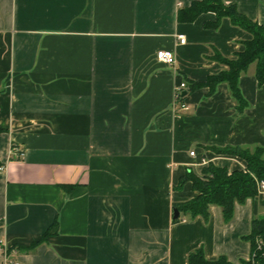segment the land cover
<instances>
[{
  "label": "crops",
  "instance_id": "1",
  "mask_svg": "<svg viewBox=\"0 0 264 264\" xmlns=\"http://www.w3.org/2000/svg\"><path fill=\"white\" fill-rule=\"evenodd\" d=\"M194 1L0 0V260L4 245L19 264H187L199 247L249 258L255 207L174 220V203L196 193L176 189L188 169L245 168L214 147L264 148L256 63L239 80L241 113L227 82L188 92L226 68L217 52L234 57L252 37L228 17L207 26L213 11L180 21ZM223 1L264 25V0Z\"/></svg>",
  "mask_w": 264,
  "mask_h": 264
},
{
  "label": "trees",
  "instance_id": "2",
  "mask_svg": "<svg viewBox=\"0 0 264 264\" xmlns=\"http://www.w3.org/2000/svg\"><path fill=\"white\" fill-rule=\"evenodd\" d=\"M207 11L216 13V20L207 23V26L217 27L223 18L228 17L234 24L249 31L252 37L244 42V48L237 52L234 57L228 58L217 52L214 58L226 65V68L210 75L206 81H191L188 92L202 86H208L211 93L218 84L227 82L237 101L238 112L241 113L248 107L249 103L241 91L239 80L252 63H256V76L259 84H264V25L240 12L235 4H226L223 0H196L190 6L179 11V19L180 21H192L199 14ZM186 96L185 93L182 100ZM214 149L220 154L241 157L246 162L245 168L229 170L227 167L217 166L210 162L203 167L201 174L188 169L180 177L176 189H181L187 182H191L196 193L189 199L175 202L174 208H177L181 214H187L191 217L202 216L209 219L211 206L218 205L222 208L224 220L228 222L234 216L236 204H245L248 199L258 196L256 179H264V148L257 146L251 150L240 146H226L214 147ZM174 220L178 221L180 218ZM263 233L264 217L253 218L251 232L243 237L251 243V251L255 238ZM50 234L51 230L48 229L38 240L24 248L27 250L34 249L45 242ZM187 264H264V258L259 256L255 263L249 259H241L239 263H234L226 255L209 259L206 257L203 248L199 247L189 253Z\"/></svg>",
  "mask_w": 264,
  "mask_h": 264
},
{
  "label": "built area",
  "instance_id": "3",
  "mask_svg": "<svg viewBox=\"0 0 264 264\" xmlns=\"http://www.w3.org/2000/svg\"><path fill=\"white\" fill-rule=\"evenodd\" d=\"M178 39L180 40L181 43L186 42V37L183 34L178 35ZM156 58L158 61L163 62L165 64L169 65H174L175 64V55L172 50L169 49H160L156 53ZM187 84L186 82H181L177 87H176V93H175V98L176 101L180 104V107L185 108L186 105L184 103V99L182 100L184 96V90L186 89ZM12 151L16 153L17 155H22V153L19 151L18 148L13 147ZM192 156L196 155V152L192 150L191 152ZM202 162L205 163L206 160L202 159ZM257 185H258V196L264 201V179H256ZM0 244H3V242L0 240ZM263 257L264 258V233L258 235L254 243L252 245V251L249 256V260H252L253 263H255V260L258 257ZM0 264H19L18 261L15 260V258L11 255V251H9L8 247L4 245V253L1 257Z\"/></svg>",
  "mask_w": 264,
  "mask_h": 264
},
{
  "label": "rangeland",
  "instance_id": "4",
  "mask_svg": "<svg viewBox=\"0 0 264 264\" xmlns=\"http://www.w3.org/2000/svg\"><path fill=\"white\" fill-rule=\"evenodd\" d=\"M240 205H247L251 210H252L251 207H255V209H256L255 213L256 214L253 215L252 218L264 217V203H263V201H262V199L260 197L248 199L245 204H240ZM241 240L242 239H240V241Z\"/></svg>",
  "mask_w": 264,
  "mask_h": 264
},
{
  "label": "water",
  "instance_id": "5",
  "mask_svg": "<svg viewBox=\"0 0 264 264\" xmlns=\"http://www.w3.org/2000/svg\"><path fill=\"white\" fill-rule=\"evenodd\" d=\"M179 218H180V211L177 208H174V219H179Z\"/></svg>",
  "mask_w": 264,
  "mask_h": 264
}]
</instances>
